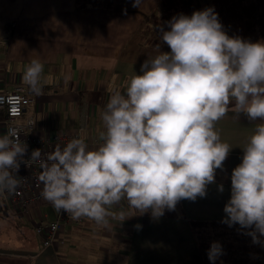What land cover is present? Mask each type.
I'll return each mask as SVG.
<instances>
[{
  "label": "clouds",
  "instance_id": "1",
  "mask_svg": "<svg viewBox=\"0 0 264 264\" xmlns=\"http://www.w3.org/2000/svg\"><path fill=\"white\" fill-rule=\"evenodd\" d=\"M141 2L133 0V7ZM166 24L169 30L158 26V54L141 64L123 92L110 95L96 147L76 137L51 152L35 149L29 155L16 127L0 135V194L18 188L21 164H38L41 196L72 220L86 218L103 228L109 218L122 223L131 216L110 209L124 201L158 220L182 200L206 198L233 148L216 127L231 111L236 119L260 122L240 147L221 223L239 225L264 247V42L229 36L212 7ZM161 44L170 51L162 52ZM43 72L36 58L23 71L22 81L35 95L43 94ZM223 254L220 242H212L209 261L215 264Z\"/></svg>",
  "mask_w": 264,
  "mask_h": 264
},
{
  "label": "crops",
  "instance_id": "2",
  "mask_svg": "<svg viewBox=\"0 0 264 264\" xmlns=\"http://www.w3.org/2000/svg\"><path fill=\"white\" fill-rule=\"evenodd\" d=\"M158 7L159 0H142L140 7H133V0H0V92L25 86L22 74L28 62L41 60L43 97L26 116L36 118L39 133H77L90 149L96 147L98 130H103L100 114L110 95L123 92L126 81L140 74L141 64L158 54L154 40L144 34L146 16ZM161 51L170 49L161 44ZM52 88L66 101L51 103L46 94ZM259 122L243 115L236 119L229 111L216 127L233 148L206 198L182 200L175 211H165L155 221L124 201L110 209L131 216L122 223L109 218V227L103 228L81 218L80 225L65 226L55 244L45 248L35 225L46 213L52 219L55 209L41 206L20 218L0 203L3 219L29 224L41 238L40 245L27 239L22 247H0V264H204L195 233L198 224H210L212 232L215 226L230 228L233 242L236 229L242 233L239 225L229 227L221 220L230 199L231 172L243 155L240 147ZM137 224L142 227L137 229ZM242 235L243 244L257 249L264 264V247L247 245L251 237Z\"/></svg>",
  "mask_w": 264,
  "mask_h": 264
},
{
  "label": "built area",
  "instance_id": "3",
  "mask_svg": "<svg viewBox=\"0 0 264 264\" xmlns=\"http://www.w3.org/2000/svg\"><path fill=\"white\" fill-rule=\"evenodd\" d=\"M33 93L26 86L18 85L11 90L0 92V135L4 134L9 126L16 127L21 141L28 145V154L32 150L41 149L42 153L51 152L57 144L63 146L70 139L79 137L76 134H62L61 132L42 134L38 132V123L28 110L36 108ZM41 169L38 164L27 167L21 164L17 173L22 179L18 188L11 194H0L7 211L17 217H27L33 210L46 206H53L41 196L43 185L38 181ZM35 225L36 233L42 238L45 248L51 247L57 241L60 231L65 226L80 225L82 219L72 220L70 216L55 210V216L50 219L48 214L42 215Z\"/></svg>",
  "mask_w": 264,
  "mask_h": 264
},
{
  "label": "trees",
  "instance_id": "4",
  "mask_svg": "<svg viewBox=\"0 0 264 264\" xmlns=\"http://www.w3.org/2000/svg\"><path fill=\"white\" fill-rule=\"evenodd\" d=\"M209 7L214 8L229 36H240L251 42H264V0H159L157 11L151 16H146L147 26L144 34L148 40L149 38L154 40L153 45L156 46L160 43L159 25H162L164 30H169L166 22L172 17L179 14L191 16L194 11ZM209 225L198 224L195 227L200 256L204 264H212L208 259L207 251L214 241L220 242L224 252L215 264H248L250 249L243 244V235L238 228L233 233L238 234L236 242H233L226 226L221 228L215 226L216 229H213L215 232H212L209 231ZM258 256L260 257V252ZM255 264H262V259L258 258Z\"/></svg>",
  "mask_w": 264,
  "mask_h": 264
},
{
  "label": "rangeland",
  "instance_id": "5",
  "mask_svg": "<svg viewBox=\"0 0 264 264\" xmlns=\"http://www.w3.org/2000/svg\"><path fill=\"white\" fill-rule=\"evenodd\" d=\"M46 95H47V99L51 101V103H54V104L59 103L58 105H60L62 102L66 101L62 97L63 95L59 94L57 90L54 88H52ZM42 97L43 95L41 94V95H35L34 98L35 100L37 99L39 103V100ZM56 114L58 115L59 113L56 112ZM2 202L3 200L0 197V203ZM9 222H11V225H12V228L10 230H9L10 228ZM227 231H229V229ZM2 238L4 240H2ZM39 238L40 237L35 233V231H33V229L29 226V224H26L21 221H17L16 219H11L10 221H7L6 219H3L0 215V247H5V248H9L11 246L22 247L23 244L25 243V240L27 239H29L30 241L37 240V242L40 245ZM250 242H252L251 238L248 239L247 245ZM250 249L251 250H249L248 257H247L249 260L248 264H255L256 260L258 259L257 249H252V248ZM263 261H264V257H263Z\"/></svg>",
  "mask_w": 264,
  "mask_h": 264
}]
</instances>
